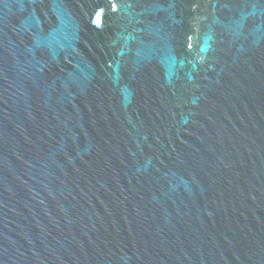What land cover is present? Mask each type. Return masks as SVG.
<instances>
[{"label": "water", "instance_id": "95a60500", "mask_svg": "<svg viewBox=\"0 0 264 264\" xmlns=\"http://www.w3.org/2000/svg\"><path fill=\"white\" fill-rule=\"evenodd\" d=\"M0 264H264V0H0Z\"/></svg>", "mask_w": 264, "mask_h": 264}]
</instances>
